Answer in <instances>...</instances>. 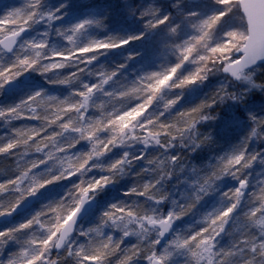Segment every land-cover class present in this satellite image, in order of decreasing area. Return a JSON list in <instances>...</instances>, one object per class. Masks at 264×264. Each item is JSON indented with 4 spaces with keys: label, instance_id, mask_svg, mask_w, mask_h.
<instances>
[{
    "label": "snow or ice",
    "instance_id": "obj_1",
    "mask_svg": "<svg viewBox=\"0 0 264 264\" xmlns=\"http://www.w3.org/2000/svg\"><path fill=\"white\" fill-rule=\"evenodd\" d=\"M0 264H264V0H0Z\"/></svg>",
    "mask_w": 264,
    "mask_h": 264
}]
</instances>
